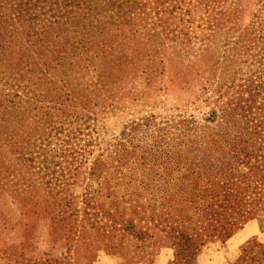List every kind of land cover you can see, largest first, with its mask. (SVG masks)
Instances as JSON below:
<instances>
[{
  "label": "rangeland",
  "instance_id": "374dc122",
  "mask_svg": "<svg viewBox=\"0 0 264 264\" xmlns=\"http://www.w3.org/2000/svg\"><path fill=\"white\" fill-rule=\"evenodd\" d=\"M125 1L118 0L122 10L131 2ZM133 1V27L114 33L121 36L120 45L116 47L117 42H112V54L96 51L85 75L91 92L87 99L82 93L77 108L81 119L64 125L62 133L42 142L43 151L33 170L29 167L31 173L43 175L34 183L40 190L34 194L35 202L40 201L42 190L50 189L55 196L76 205L73 220L59 226L62 237L70 240L72 232L79 230L80 239L85 244L92 241V247L76 250L70 241L51 239L47 222L36 219V207L25 211L3 194L0 264H31L32 258L45 259L44 254L48 257L46 264H264V233L260 234L264 232V83L254 90L263 77L249 58H238L245 48L239 43L234 45L242 39V43L249 42L250 52L251 47L261 48L264 0ZM231 47L239 54H228ZM101 68L106 70L104 78L97 76ZM234 104L242 110H238L234 124L226 120L225 133L216 136L215 122H206L205 118L211 111L219 117L222 108ZM189 117L195 126L209 128L203 138L206 148L226 155L233 144L236 150L244 147L238 145V139L254 148L246 167L236 166L248 176L244 184L238 185L239 203L234 208L231 205L232 211L226 207L220 213L224 221H236L226 236L218 228L211 232L204 220L197 223L200 214L184 210L191 222L192 231L188 233L200 234L203 241L185 263L179 260L165 223L155 227L154 221H147L150 215L163 216L165 211L160 205L173 206L175 199L159 202L156 198L160 193L151 192L156 198L147 195L153 185L143 189L136 184L134 178L138 182L152 181L148 174L142 175L144 166L137 162L119 166L108 159L92 177L88 167L96 158L111 155L134 124L151 119L161 124ZM45 158L47 165L39 162ZM131 176L133 181L125 185ZM109 211H115L119 230H109ZM90 223L92 229H88ZM200 227L207 230L203 232ZM23 240L25 246H16Z\"/></svg>",
  "mask_w": 264,
  "mask_h": 264
},
{
  "label": "trees",
  "instance_id": "16d2710c",
  "mask_svg": "<svg viewBox=\"0 0 264 264\" xmlns=\"http://www.w3.org/2000/svg\"><path fill=\"white\" fill-rule=\"evenodd\" d=\"M133 3L131 0L122 10L118 0H0V195L5 194L25 211L36 207V219L47 222L50 238L62 240V243L70 241L76 250L91 248L89 245L93 242L85 244L80 239L79 230L72 232L70 240L58 231L61 224L73 220L76 205L64 197L55 196L50 189L42 190L38 195L40 201L35 202L34 194L40 190L34 183L42 180L43 175L31 173L29 167L33 170L35 160L43 151L42 142L55 136L53 134L62 133L64 125L81 119L77 108L84 97L82 93L87 99L91 92L87 90L90 85L84 81L85 75L93 65L96 51L112 54V42H117L116 47L120 45L121 36L114 33L131 30ZM237 43L240 48H245L240 50L238 58H249L263 77H257L262 80L253 87L256 91L264 83V38L261 48L251 47V52L249 42L242 43L239 39L234 45ZM227 53L239 54L233 52L232 47ZM101 69L97 76L104 78L106 70ZM238 110H242L240 105L226 106L221 109L219 117L211 111L205 121L215 122L214 127L218 130L215 135L218 136L225 133L226 120L234 124ZM216 118L220 121H215ZM207 132V126H195L190 117L170 119L161 124L152 119L144 120L131 127L111 155L96 158L88 167V175L92 177L97 176L96 168L100 164L106 165L108 159L119 166L136 162L140 163L138 166H144L142 175L148 174L152 181L138 182L134 178L136 184L143 189L153 185L154 189L147 190V195L156 198L151 192L160 193L161 196L156 198L159 202L165 198L175 199L173 206L160 205L165 211L163 216L150 215L147 221H154L155 227L165 223L171 244L177 250L179 260L185 263L192 259L203 241L200 234L188 233L192 231L189 229L191 222L184 210L200 214L197 223L204 220L211 232L218 228L221 235L226 236L236 221H224L220 213L226 207L232 211L231 205L234 208L239 203L238 185L244 184L243 180L247 181L248 176L236 166L246 167L254 148L253 144H245L237 138L238 145L244 147L236 150L233 144V150L222 155L223 152L206 148L203 138ZM138 150L140 155L136 154ZM45 160L39 162L45 163ZM123 176L129 177L128 174ZM133 177L125 185H129ZM138 207L144 208L142 205ZM116 220L115 211H109V230H119L116 225L120 222ZM93 227L90 223L88 229ZM17 244L22 247L26 242L23 240ZM115 250L116 247L112 246V251ZM10 252L15 255V251ZM44 256L45 259L32 258L31 264H46L48 257Z\"/></svg>",
  "mask_w": 264,
  "mask_h": 264
},
{
  "label": "crops",
  "instance_id": "0c3cea01",
  "mask_svg": "<svg viewBox=\"0 0 264 264\" xmlns=\"http://www.w3.org/2000/svg\"><path fill=\"white\" fill-rule=\"evenodd\" d=\"M252 233H254V232H252ZM252 233H251V234H252ZM263 233H264V232H262V233H260V234H263Z\"/></svg>",
  "mask_w": 264,
  "mask_h": 264
}]
</instances>
